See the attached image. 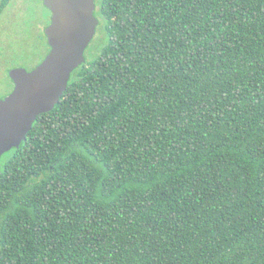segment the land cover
Returning <instances> with one entry per match:
<instances>
[{
    "label": "trees",
    "instance_id": "1",
    "mask_svg": "<svg viewBox=\"0 0 264 264\" xmlns=\"http://www.w3.org/2000/svg\"><path fill=\"white\" fill-rule=\"evenodd\" d=\"M95 16L101 48L0 160V264H264V0Z\"/></svg>",
    "mask_w": 264,
    "mask_h": 264
},
{
    "label": "water",
    "instance_id": "2",
    "mask_svg": "<svg viewBox=\"0 0 264 264\" xmlns=\"http://www.w3.org/2000/svg\"><path fill=\"white\" fill-rule=\"evenodd\" d=\"M44 5L52 14L45 31L51 50L32 72H10L16 88L0 101V157L20 147L37 118L60 102L97 33L96 0H44Z\"/></svg>",
    "mask_w": 264,
    "mask_h": 264
},
{
    "label": "rangeland",
    "instance_id": "3",
    "mask_svg": "<svg viewBox=\"0 0 264 264\" xmlns=\"http://www.w3.org/2000/svg\"><path fill=\"white\" fill-rule=\"evenodd\" d=\"M52 14L44 0H11L0 14V99L13 86L9 71L14 68L32 70L39 66L50 52L45 34ZM101 27L85 52L90 58L101 48Z\"/></svg>",
    "mask_w": 264,
    "mask_h": 264
},
{
    "label": "flooded vegetation",
    "instance_id": "4",
    "mask_svg": "<svg viewBox=\"0 0 264 264\" xmlns=\"http://www.w3.org/2000/svg\"><path fill=\"white\" fill-rule=\"evenodd\" d=\"M50 47V46H49ZM50 50H51V48H50ZM44 61V60H43ZM38 67V66H37ZM37 67H35V68H33L32 70H28V69H25V68H14V69H12V70H15V69H25V70H27V72H32L33 70H35ZM1 70V69H0ZM12 70H10L9 71V78H10V80H11V82H12V86H13V88H12V90H11V92H9L7 95H5L3 98H1L0 99V101H2V100H5V99H7L14 91H15V88H16V83L11 79V77H10V72L12 71ZM25 141H23L22 143H21V145L24 143ZM21 145H20V147H21ZM19 148V147H18ZM14 149H17V148H14ZM14 149H12V150H14ZM11 150V151H12ZM11 151H9V152H11ZM9 152H7V153H5V154H3L1 157H0V160L1 159H3Z\"/></svg>",
    "mask_w": 264,
    "mask_h": 264
}]
</instances>
